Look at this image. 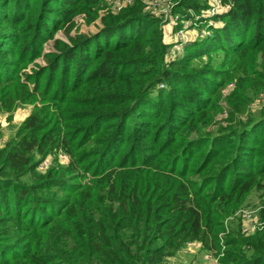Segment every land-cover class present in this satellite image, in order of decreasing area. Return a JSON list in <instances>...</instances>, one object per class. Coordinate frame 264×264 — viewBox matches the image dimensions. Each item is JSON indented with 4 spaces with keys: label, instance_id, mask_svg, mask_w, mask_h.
Returning a JSON list of instances; mask_svg holds the SVG:
<instances>
[{
    "label": "trees",
    "instance_id": "16d2710c",
    "mask_svg": "<svg viewBox=\"0 0 264 264\" xmlns=\"http://www.w3.org/2000/svg\"><path fill=\"white\" fill-rule=\"evenodd\" d=\"M106 1L0 0V108L33 106L0 134V264H173L196 243L207 262L225 245L219 264H264V228L244 232L245 216L220 240L264 194V116L239 119L264 93V0H221L213 17L211 0H174L196 31L179 55L143 0L69 35ZM61 30L69 43L45 53Z\"/></svg>",
    "mask_w": 264,
    "mask_h": 264
},
{
    "label": "rangeland",
    "instance_id": "374dc122",
    "mask_svg": "<svg viewBox=\"0 0 264 264\" xmlns=\"http://www.w3.org/2000/svg\"><path fill=\"white\" fill-rule=\"evenodd\" d=\"M143 2L146 4V0H143ZM106 12L107 13L112 12L117 14L116 12L112 11L108 0L106 1V4H104V7L99 12L100 15L99 19L88 20L86 15L84 14L77 16L75 18V25L73 29L70 31L69 35L71 37H76L78 35L95 34L96 32L99 31L100 29L99 27L101 26V18L105 15ZM170 28H171L170 26H167L165 28V34H164V42L167 43L168 45L174 44L173 42L174 38L172 35H170ZM194 32L196 31L193 30V33H191L192 35L190 34V36L193 37ZM55 40H62L64 42L69 43V37L67 36L65 31L64 30L58 31L54 39L48 40L47 43L45 44L44 46L45 53L54 50ZM35 64H38L40 66H45L46 63L44 61V57L42 56L41 58L37 59L35 63L30 66V68L33 67L35 68ZM27 72L31 73L30 69H28ZM233 83L235 84L236 82L234 81L227 84V86L222 91V99H221V105L223 107L221 111V116L223 118L222 122L219 123L218 121L221 120L215 119L214 123L212 125H209L208 130L210 132H217L220 127L219 126L220 124H222L223 127L227 126L228 120H226V117L227 119L229 117V106L227 104L226 98L234 91L236 87L234 86L233 88H230V86H232ZM32 110H33V106L30 104H18L10 116V114H8L7 112H5L0 108V134L4 136V139L8 140L10 136L12 137V135L14 134V130L24 122V120L29 116ZM262 115L264 116V93H260L258 97L253 96L251 98L247 110L240 116L239 119L245 121L249 116H252L254 118H259ZM9 117H11L10 120ZM51 158L52 160L54 159L53 157ZM263 195L264 194L262 192H258V191L252 193L249 199L247 200L246 206L243 207V209L238 210L229 218H227V220L225 221V232L220 234L221 244H223L225 236L230 232L231 226L236 224L237 220L241 221V223L244 222L245 213L246 214L251 213L253 215V219L255 217L256 221L257 218L259 219L258 211L262 207ZM263 201H264V197H263ZM260 223H261V227H263L264 223L261 221ZM242 228L244 229V224H242ZM255 233L256 232H254L253 235ZM201 249L202 248L199 245V243L190 244L189 247H185L182 252H180L176 257L172 259V263L173 264H219L220 257L222 258L224 256L223 252L225 250V245H223L222 253L219 256L214 257V259L211 257L212 261L210 262H207V260L204 258L206 253L202 252Z\"/></svg>",
    "mask_w": 264,
    "mask_h": 264
},
{
    "label": "built area",
    "instance_id": "2783aa9c",
    "mask_svg": "<svg viewBox=\"0 0 264 264\" xmlns=\"http://www.w3.org/2000/svg\"><path fill=\"white\" fill-rule=\"evenodd\" d=\"M135 0H111L109 1V5L111 6L112 11L119 13L126 7L132 5ZM146 4L148 9L152 10L155 13H158L159 15H162L164 19V26L163 31L165 34V28L167 26H170V35L173 36L174 44L172 49V54L179 55L183 53L187 45L192 41V36H190L192 32L191 25L192 23L190 21L181 22L180 17L178 15H173V10L176 5L174 0H146ZM210 9L207 11V14L209 16H215L219 12L223 10V6L221 3V0H211L210 1ZM182 23V27H179V24ZM192 35V34H191ZM210 36V31H207V29L201 30V37L203 39L208 38ZM166 37V36H165ZM176 50V51H175ZM235 84L233 83L230 88H233ZM62 161H66V156L61 155ZM52 159L45 160L41 167V171H46L47 168L50 167ZM243 231L246 233L252 234L256 232L257 230H260L261 223L256 221L255 217L253 219V215L251 213H245V222Z\"/></svg>",
    "mask_w": 264,
    "mask_h": 264
}]
</instances>
